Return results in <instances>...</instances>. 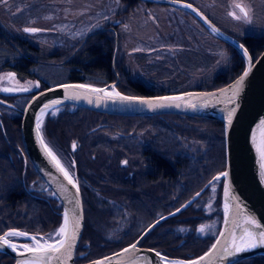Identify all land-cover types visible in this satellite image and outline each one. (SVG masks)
Masks as SVG:
<instances>
[{"label": "trees", "instance_id": "trees-1", "mask_svg": "<svg viewBox=\"0 0 264 264\" xmlns=\"http://www.w3.org/2000/svg\"><path fill=\"white\" fill-rule=\"evenodd\" d=\"M125 1H127L128 5L131 4V0ZM191 18L197 22L192 16ZM202 28L204 29V27ZM244 44L252 59H255L264 48V37L248 34L244 37ZM117 45L111 31L103 30L92 33L81 50L82 54L80 57L82 59L80 62L82 68L89 69L92 56L88 53L91 47H96L95 58L92 57V60L96 61V68L94 71H87V74H83V76L98 75L100 79L94 81L91 79L85 80L83 77L76 75L72 76L71 80L94 82L99 85H105L118 80L116 88L120 92L137 96L187 90L152 91L144 86L140 80L129 77L127 72L121 67V59L118 57L117 52L113 61V68H111L112 54ZM226 47L230 53L227 67L213 76L208 83L206 82L205 85L194 89L207 90L221 87L242 71L244 62L241 55L231 47ZM85 55L87 56L84 57ZM70 107L73 109L72 111H68ZM90 114H93L97 118H105L108 121L109 129L94 132L92 140H87L82 146L81 156L88 153V160L85 157H81L86 164L95 165L100 171L107 172L106 166L113 163L109 162L107 155L102 154V152L114 147V144L119 148H125L129 145L130 148L149 149L152 151V156H154L155 151L159 152L161 158L160 165L163 168L165 167L163 170L164 174L168 175L171 168L175 166L177 177L172 183L170 178L166 179L163 177L161 180L162 200L160 211L154 213L153 218L149 220L136 219L135 216L140 212V206L133 205L131 208L132 214L131 216L128 215V229L125 231L120 230L110 239H100L104 229L103 225L101 226L98 223V226H92L89 233L91 246L87 250L80 246L76 248L75 263H82L101 257L133 242L155 218L178 208L210 181L215 174L224 169L223 130L221 123L218 121L179 114L119 116L93 112L71 105L60 107L56 116L48 114L42 127L44 138L60 157L61 154L55 141L59 144H65L67 140L66 132L68 130L76 127V130L78 129L82 133L88 128V125L93 126L94 123H89L85 120L86 116ZM19 120L20 116L16 124L18 143L20 144ZM119 133H129V136L126 138L120 136ZM102 138L104 139L102 140ZM100 139L101 141H99ZM93 141L96 142L88 145ZM89 152H94L99 160L90 161V158H88ZM140 158L143 159L141 155ZM27 162L29 165L28 172L23 170L20 165L5 161L0 162V234L7 229H20L29 233L41 234L47 238L52 235L60 223L61 206L56 198L52 196L50 190L46 191V193L43 192L41 187L45 184L30 162L28 160ZM138 163L155 164L152 157H149L146 162L143 159V161H139ZM214 185L215 193L211 202L214 210L210 215L205 214L203 208L210 198H208L210 194L207 188L189 207L154 228L142 240L140 245L159 250L163 254L172 257L189 258L198 256L204 252L215 238L221 220V181L214 183ZM90 191L87 188V192L83 195L84 216L88 217L86 220L88 225H92L90 216L94 212V209L97 210L96 206H98V212H101L106 220L115 214H128L122 208V204L119 203L122 198L121 191L109 194V190H107L108 195L110 197L113 196L116 200L115 203L108 204H96L93 200L94 195ZM215 215L217 216L215 233L212 236H196L194 228L199 223L215 217ZM132 216L134 217L133 219L131 218ZM179 228L183 230H179ZM17 240L26 241L25 239ZM181 240H184V243L176 247ZM82 254L84 256L79 257ZM0 262L3 264H13L12 258L4 253H0ZM234 264H264V256H253Z\"/></svg>", "mask_w": 264, "mask_h": 264}, {"label": "water", "instance_id": "water-1", "mask_svg": "<svg viewBox=\"0 0 264 264\" xmlns=\"http://www.w3.org/2000/svg\"><path fill=\"white\" fill-rule=\"evenodd\" d=\"M139 1L169 6L188 13L195 18L202 27H204L208 34L221 41L226 46L231 47L241 55L244 67L242 71L228 83L221 87L207 90L187 89L183 91L146 96L127 95L116 88L117 80L105 85L82 80H70L56 85H48L41 90L34 88V94L28 99L21 111L19 135L27 159L52 194L55 193L54 197L61 206L60 223L52 235L62 225L65 211L69 212L70 220L73 212L78 213L80 219V229L77 241L74 245L71 257L65 259L64 264H95L97 261H103L104 264H109V261L105 258H110L111 264H186L187 261L196 260L199 257L205 256V253L209 252H211L212 255L206 257L201 264H234L240 260L253 256H264V246L257 247L250 251H242L240 253L233 252V255L231 256H227L223 252V247L226 246V241L228 240L227 234L229 230L235 223H242L244 216H254L259 223L264 225V167H262V165H264V158L261 156V152L264 150V48L255 59L251 58L248 50V55H244L243 50L239 47V45L243 44L242 41L220 29L199 8L188 1ZM188 4L192 7L188 8L185 6ZM192 9H196L201 16L206 17L211 26L204 23L200 16H197ZM213 27L217 29L218 32H213ZM245 71L248 72V76L244 78L243 85L240 88L239 94L235 97L234 102H230L229 97L231 96V93L228 92L227 89L234 87L236 81L241 78ZM65 84H86L94 88L106 89L108 92L119 93L121 96L137 97L141 100H148L153 104L160 103V101L157 100L159 97H181L182 99L167 102L173 106L150 108L148 105L138 102H122L119 99L113 101L104 98L105 94L89 93L83 89L66 90L63 88V85ZM222 92L223 95H219ZM73 93L78 94L80 98H74ZM89 99H91V103H89ZM177 103L180 107L174 106ZM193 104L196 105L195 108L191 106ZM45 105H48V107H45ZM64 105H71L93 112L119 116L179 114L218 121L221 123L223 130L224 169L215 174L204 187L194 193L178 208L153 221L133 242L101 257L82 263H75V251L83 230V206L80 190L77 195L75 188L67 184V181L63 177V173L60 172L57 167L56 162L48 156L43 145L40 143L42 137L44 143L48 145L57 160L60 161V166L69 171L78 184L76 173L73 170V167L75 166L74 161L70 160L69 163L65 162V160H63V158H61L49 146L42 133V127L46 116L51 111ZM233 107H235L236 110L233 114L232 121L229 124L227 119L228 112ZM37 123H39L41 128L39 134L36 131ZM225 171L228 172V177L225 178L221 176L219 180L221 181L220 226L212 243L204 252L198 256L189 258L172 257L163 254L159 250L140 245V241L152 228L190 206L209 184L218 182L214 178ZM64 189L67 190L66 193L63 191ZM198 193L199 195H197ZM230 197L233 199L230 200ZM225 205L228 206L229 213L227 223L225 222ZM177 209L180 211H177ZM12 230L27 233L28 236L9 237V240L17 245V251H13L12 248L7 245H0V253H4L12 258L13 264H21V261L26 259L31 260L33 254L24 252L23 245H31L33 241H31L30 237L32 236L38 238L44 236L36 233H29L20 229H7L1 233L0 236H3L5 233ZM220 232H224L225 237L222 238ZM17 239H25L26 241ZM218 239L221 243L217 246V249L213 250L212 245L216 243ZM132 244H136L135 249L130 248ZM124 249H129V251L124 252ZM229 250L232 251V249ZM21 252H24V254L21 255ZM156 253H160V256H157ZM82 256H84V254L79 255V257ZM52 264H56V261L53 260Z\"/></svg>", "mask_w": 264, "mask_h": 264}, {"label": "flooded vegetation", "instance_id": "flooded-vegetation-1", "mask_svg": "<svg viewBox=\"0 0 264 264\" xmlns=\"http://www.w3.org/2000/svg\"><path fill=\"white\" fill-rule=\"evenodd\" d=\"M83 2L84 0H57L56 2L54 0H0V162L14 163L15 165L22 166L23 170L29 171L28 159L24 153L22 144L18 143L16 124L18 117L21 116L24 105L34 94V88L41 90L48 86L40 78L41 70L44 71L49 67H62L66 69L71 78L72 76L87 74V71H94L96 61H93L92 57L95 58L96 47H91L88 53L92 56L89 69L81 67L80 60L82 58L80 56L87 38L97 31H111L114 35L116 45L121 43L122 33L120 32V22L118 23L117 20L110 22L111 19L106 20L102 27L94 31H89L83 37H76L77 33L73 30L80 29L81 24H85L87 27L94 23L88 20L91 18L90 15L102 8L105 9V12L107 10L108 0H89L88 10L81 6ZM121 2L126 4L127 1L121 0ZM194 5L196 6V4ZM50 8H53V10H50ZM51 13L52 16H49ZM61 26L64 29L70 28L71 30L66 34H61L62 41L60 39L58 40L60 42H56V44L43 45L34 39V34L40 31L46 33V31L50 32L53 28ZM32 28L38 29V31H25V29ZM245 36L236 38L244 44ZM115 51L116 48L112 54L111 68H113V61L116 55ZM9 74H13V76L9 78ZM4 89H11V91H5ZM72 110L71 107L68 108V111ZM85 120L86 122L94 123L93 126L88 125V128L82 133L78 129L76 130V127L68 130L66 132L67 140L65 144H59L55 141L61 158L67 163L70 160L74 161L75 166L73 170L76 173L82 206L83 195L87 192V188L94 195L93 200L96 204L115 203V198L113 196L110 197L106 191L109 190V194L121 191L122 198L119 203L128 212V214H115L106 220L103 214L98 212V206H96L97 210L94 209V212L90 216L92 225H88L86 223L88 217L86 218L84 216L83 209V230L77 247L80 246L87 250L91 246L89 233L92 226H98L100 224L104 227L105 223H109L107 221L116 219L115 223L119 221L124 222V224H119L120 229L116 231L127 230L129 227L128 215L131 216V208L133 205L140 206V212L135 216L136 219L149 220L153 218L154 213L160 211L162 200L161 180L163 177L166 179L170 178L172 183L175 181L177 175L175 166L171 168L168 175L164 174L163 170L165 167L163 168L160 165L161 158L159 152L155 151L154 156H152V151L149 149L130 148L129 145L125 148H119L114 144V147L102 152V154L107 155L108 161L113 163L112 165L106 166L108 169L107 172L100 171L95 165L86 164L81 157L87 159L88 153L82 154L81 156L82 146L87 140H92L94 132L108 130L109 124L105 118H97L93 114L87 115ZM119 135L127 138L129 133H119ZM94 142L96 141L91 142V144L89 142L87 143H89L88 145H92ZM73 144L76 145L75 149H73ZM140 155L143 157L144 162L148 161L149 157H152L155 164L138 163L139 161H143ZM88 158H90V161L99 160L94 152H89ZM124 161H127V164H124ZM214 183L216 182L209 184L207 188L211 189L213 186L215 189ZM161 216L155 218L153 221ZM131 218L133 219L134 217L132 216ZM94 231L96 230L94 229ZM183 243L184 240H181L176 247L181 246ZM0 264L3 263L0 262Z\"/></svg>", "mask_w": 264, "mask_h": 264}, {"label": "rangeland", "instance_id": "rangeland-1", "mask_svg": "<svg viewBox=\"0 0 264 264\" xmlns=\"http://www.w3.org/2000/svg\"><path fill=\"white\" fill-rule=\"evenodd\" d=\"M187 1L196 4L218 27L237 37L241 38L248 34L264 36V0ZM89 3V0H84L81 6L88 10ZM236 4L246 8L249 13L248 21L236 20L229 15L230 12L241 15L239 9L235 7ZM104 10L102 8L90 15L91 18L88 20L94 23L90 26L86 24L89 27L81 24L80 29L73 30L77 33L76 37L81 38L89 31L102 27L108 19H111L110 22L112 20L120 22L122 41L117 45L115 53L117 52L121 59V67L130 78L140 80L154 92L203 86L229 64L230 53L226 45L208 34L184 11L139 0H131L130 5L122 3L121 0H108L106 12ZM49 16H52V13ZM69 30L71 29H64L61 26L46 33L40 31L34 34V39L43 45H53L62 41L61 34H66ZM40 75L42 82L49 86L71 80L66 69L62 67H49L41 70ZM79 76L85 80L100 79L98 75ZM58 110L49 114L56 116ZM43 192L46 193L44 190ZM214 193L212 186L209 189V201L203 207L207 215L214 210L211 203ZM107 222L109 223H105L100 239H110L117 233L116 230L120 229L119 224H124L121 221L115 223L116 219ZM216 226L215 215L210 220L199 223L194 228L195 235L212 236ZM201 227L204 228L203 233L199 231Z\"/></svg>", "mask_w": 264, "mask_h": 264}, {"label": "snow or ice", "instance_id": "snow-or-ice-1", "mask_svg": "<svg viewBox=\"0 0 264 264\" xmlns=\"http://www.w3.org/2000/svg\"><path fill=\"white\" fill-rule=\"evenodd\" d=\"M188 8H191L192 6L190 4L185 5ZM236 8L239 9L241 15H237L235 12H230L229 15H231L236 20H249V13L246 10V8L241 4H236ZM194 13L197 14V16H200V18L204 21V23H207L210 25V22L207 20L206 17L201 16L199 12H197L196 9H192ZM211 26V25H210ZM25 31L30 32H36L38 29L32 28V29H25ZM213 32H218L217 29L214 27L212 28ZM239 47L243 50L244 55H248L247 49L244 47L243 44L239 45ZM13 74H9V78H11ZM248 76V72L245 71L241 78L236 81V84L234 87L227 89L228 92L231 93V96L229 97L230 102H234L235 97L239 94L240 88L243 85L244 78ZM38 86V85H37ZM63 88L66 90L69 89H83L86 92L89 93H95V94H105L104 98L110 99V100H117L119 99L122 102H138L141 104H146L150 108L151 107H166V106H173L167 102L171 101H177L182 99L181 97H159L157 98L160 103L153 104L148 100H141L137 97H127V96H121L119 93H113L108 92L106 89H100V88H94L90 85L86 84H65L63 85ZM5 91H11V89H4ZM191 95V94H188ZM219 95H223V92ZM74 98H80L78 94L73 93ZM91 99H89V103H91ZM175 107H180V105L177 103L174 105ZM193 108L196 107L195 104L191 105ZM45 107H48V105H45ZM235 107L229 110L228 112V122L229 124L232 121L233 114L235 112ZM36 131L39 134L41 132V128L39 123H37ZM40 143L43 145L44 150L47 152L48 156L51 157L53 161L56 162L57 167L59 168L60 172L63 173V177L67 181L68 185H71L76 190V194L79 193V186L76 183L73 176L70 174L69 171L65 170L62 166H60V161L57 160L56 156L53 154L52 150L48 147L47 144L44 143L43 138L41 137ZM76 145L73 144V149H75ZM262 158H264V150L261 152ZM124 164H127V161L123 162ZM264 167V165H262ZM228 177V172H222L218 176H216L214 179L216 181L220 180V177ZM65 193L67 192L66 189L63 190ZM55 195V193H53ZM199 195V193L197 194ZM230 200L233 199L232 197L229 198ZM76 202V201H73ZM177 211H180L177 209ZM228 206L225 205V222L227 223L228 220ZM163 219V218H162ZM80 229V219L79 214L76 212L72 213L71 220L69 219V212L65 211L63 215V223L62 225L55 231L53 235L45 237H36L32 236L30 237L31 241L33 243L30 244H24L23 250L24 252L32 253V259L31 260H23L21 261V264H52V261L55 260L56 264H64V260L67 258H70L74 249V245L77 241L78 232ZM201 233L204 232V228L201 227L199 230ZM27 233L17 232L15 230L9 231L5 233L3 236H0V245H7L8 247L12 248L13 251H17V245L12 243L9 240V237H27ZM220 236L223 238L225 237L224 232H220ZM228 240L226 241V246L223 247V252L227 256L233 255V252L240 253L242 251H250L252 249H255L260 246H264V225L259 223L257 219L254 216L246 215L243 218L242 223H235L233 227L229 230L228 234ZM43 241V242H42ZM53 241V242H49ZM221 243V241L218 239L216 243L212 245V249H217V246ZM131 249L136 248V244H132L130 246ZM229 249H232L230 251ZM129 251V249H124V252ZM24 252H21L20 254L23 255ZM119 255V254H117ZM157 256H160V253H156ZM212 253H205V256L199 257L196 260H189L186 262V264H201L202 261L205 260L206 257L211 256ZM109 261V264H111L110 258H105ZM95 264H104L103 261H97Z\"/></svg>", "mask_w": 264, "mask_h": 264}, {"label": "built area", "instance_id": "built-area-1", "mask_svg": "<svg viewBox=\"0 0 264 264\" xmlns=\"http://www.w3.org/2000/svg\"><path fill=\"white\" fill-rule=\"evenodd\" d=\"M58 109H56V110H54V111H57ZM41 189L42 190H44V191H48L49 189H48V187L46 186V185H43L42 187H41ZM52 196H53V194H52Z\"/></svg>", "mask_w": 264, "mask_h": 264}]
</instances>
